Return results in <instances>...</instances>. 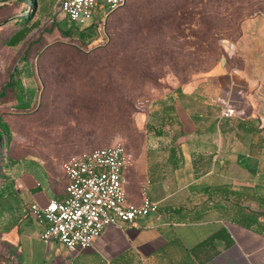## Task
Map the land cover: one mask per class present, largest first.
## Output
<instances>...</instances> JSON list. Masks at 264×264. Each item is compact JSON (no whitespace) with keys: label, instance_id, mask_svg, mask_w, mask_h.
<instances>
[{"label":"crops","instance_id":"0c3cea01","mask_svg":"<svg viewBox=\"0 0 264 264\" xmlns=\"http://www.w3.org/2000/svg\"><path fill=\"white\" fill-rule=\"evenodd\" d=\"M9 1L0 25L12 27L31 12L37 49L50 44L43 22L61 14L59 0H30L26 14L29 0L0 5ZM230 47L241 66L223 61L206 83L174 87L156 109L163 129L157 138L168 142L146 148L125 170V183L135 180L124 183L127 200L138 202L144 188L156 210L104 227L91 246L70 251L44 242L26 211L64 197L60 164L69 155L11 157L0 176V264H264V19L245 21ZM22 86L30 105L37 88ZM223 106L234 115L222 117Z\"/></svg>","mask_w":264,"mask_h":264},{"label":"rangeland","instance_id":"374dc122","mask_svg":"<svg viewBox=\"0 0 264 264\" xmlns=\"http://www.w3.org/2000/svg\"><path fill=\"white\" fill-rule=\"evenodd\" d=\"M23 3L26 14L30 0ZM99 19L94 30L62 13L46 20L42 30L51 43L38 55L29 48L37 29L10 47L3 41L10 27L0 25V87L15 67L22 85L37 88L26 109L14 108L10 89L0 94V118L10 135L0 140V176L9 159L22 154L63 159L119 142L132 165L146 148L166 144L156 134L163 131L159 101L176 86L206 83L204 76L220 62L241 66L230 43L245 21L264 19V0H125L104 19L94 14L91 20ZM60 28L88 34L82 41L70 33L60 37ZM134 184L128 179L125 187Z\"/></svg>","mask_w":264,"mask_h":264},{"label":"built area","instance_id":"2783aa9c","mask_svg":"<svg viewBox=\"0 0 264 264\" xmlns=\"http://www.w3.org/2000/svg\"><path fill=\"white\" fill-rule=\"evenodd\" d=\"M125 0H59V10L69 21L85 23L99 14L101 20ZM222 117H232L234 109L223 106ZM131 159L123 144L116 142L78 154L69 155L60 164L65 177L64 197L50 199L44 206L31 203L27 212L41 225L39 237L44 242L56 240L74 251L92 245L108 225L131 223L137 216L156 210L144 188L140 199L127 200L125 170Z\"/></svg>","mask_w":264,"mask_h":264},{"label":"trees","instance_id":"16d2710c","mask_svg":"<svg viewBox=\"0 0 264 264\" xmlns=\"http://www.w3.org/2000/svg\"><path fill=\"white\" fill-rule=\"evenodd\" d=\"M11 3L7 4L6 6H9ZM6 6H3L6 7ZM120 7V6H119ZM2 8V9H3ZM1 9V8H0ZM31 12H29L26 16L22 17L20 20L16 22V24L12 27H10L9 32L7 36L5 37L4 44L10 47L16 46L18 43L22 42L28 34H31V30L37 26L38 21L34 20L32 22H29ZM99 20H90L87 24L88 28H91V30H94L96 27V23L99 22ZM59 33L61 36H65L66 34L70 33V35L76 36L79 41H82L84 37L88 34L85 33L83 29H77L73 33V31H64L59 29ZM41 38H33L29 41V48L35 47V54H39V49H37L40 45L37 44V41H40ZM28 51L24 50L23 54L19 57V60H24V58L27 56ZM19 74V69H15L13 67L7 76V80L1 85L0 87V94L4 89H10L12 92V98L16 100V104L14 106L15 109H26L29 106V102L27 101V92L26 89L21 85V82L16 75ZM156 134H160V131H157ZM5 136L6 141L9 140V133H8V126L4 120L0 118V140L2 136Z\"/></svg>","mask_w":264,"mask_h":264}]
</instances>
